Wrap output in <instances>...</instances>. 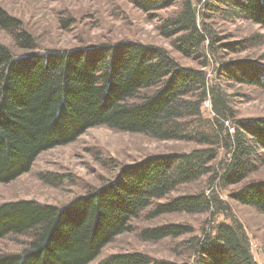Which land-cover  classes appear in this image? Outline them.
I'll list each match as a JSON object with an SVG mask.
<instances>
[{"label":"trees","instance_id":"obj_1","mask_svg":"<svg viewBox=\"0 0 264 264\" xmlns=\"http://www.w3.org/2000/svg\"><path fill=\"white\" fill-rule=\"evenodd\" d=\"M161 18L158 35L172 50L197 63L179 64L162 47L134 41L71 50L35 51L19 21L0 9V30L9 32L21 56L0 44V184L28 174L42 153L70 145L87 130L106 127L157 141L191 143L189 152L153 155L122 167L117 176L62 206L18 200L0 204V239L25 236L19 253H0V264H256L243 226L227 215L217 190L240 184L264 166V117L238 118L231 85L264 89V64L218 61V49L239 53L250 39L221 43L208 21H246L264 29V0H128ZM209 101L211 118L203 115ZM220 152L222 158L219 160ZM66 176L41 174L47 186ZM206 179L207 190L171 197L179 187ZM229 198L264 214V180ZM145 214H206L199 235L191 226L136 228ZM136 233L143 242L180 240L181 262L141 252L99 260L115 238ZM188 237L187 240H184Z\"/></svg>","mask_w":264,"mask_h":264},{"label":"rangeland","instance_id":"obj_2","mask_svg":"<svg viewBox=\"0 0 264 264\" xmlns=\"http://www.w3.org/2000/svg\"><path fill=\"white\" fill-rule=\"evenodd\" d=\"M0 9L19 21L22 30L32 38L35 51L71 50L93 44L134 41L164 48L183 66H198L192 60L174 52L169 40L160 37L156 31L158 21L170 14L174 8L145 14L128 0H0ZM208 23L222 38V44L250 39L249 48L239 53L218 49L216 56L211 57L207 69L209 78L216 62L220 60H247L264 64V29L239 20L225 22L215 19ZM0 44L16 57L24 53L9 32L0 30ZM226 90L232 94L233 108L238 118L264 117V89L235 84ZM203 115L206 118L212 117L210 103L203 104ZM194 148L191 143L157 141L144 135L112 131L106 127L92 128L76 142L39 155L28 174L7 185L0 184V204L32 200L40 204L62 206L88 189L98 188L111 181L126 165L149 156L189 152ZM221 158L222 152L219 160ZM49 173L66 178L57 186H47L39 176ZM206 179L179 187L171 197L207 190ZM262 180L264 166L240 184L217 190L219 197L228 205L229 212L227 215L218 216L216 221L231 222L234 219L243 226L256 264H264V214L231 200L229 195L248 183ZM207 216L172 214L147 220L145 214H142L133 224L136 228L168 223L184 224L193 228L194 235H199ZM187 239L188 237L184 240ZM27 242L28 237L25 236L0 239V253H19ZM179 242L180 240L143 242L136 233H126L107 245L99 260L114 254L141 252L155 259L181 262L184 257H175L173 254V248Z\"/></svg>","mask_w":264,"mask_h":264},{"label":"built area","instance_id":"obj_3","mask_svg":"<svg viewBox=\"0 0 264 264\" xmlns=\"http://www.w3.org/2000/svg\"><path fill=\"white\" fill-rule=\"evenodd\" d=\"M209 103V101L205 102L204 105H207Z\"/></svg>","mask_w":264,"mask_h":264}]
</instances>
